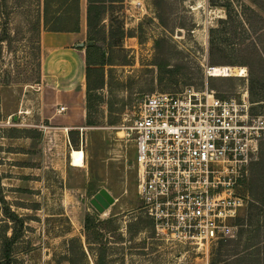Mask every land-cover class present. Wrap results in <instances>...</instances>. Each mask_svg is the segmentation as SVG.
Returning a JSON list of instances; mask_svg holds the SVG:
<instances>
[{
	"label": "rangeland",
	"instance_id": "obj_1",
	"mask_svg": "<svg viewBox=\"0 0 264 264\" xmlns=\"http://www.w3.org/2000/svg\"><path fill=\"white\" fill-rule=\"evenodd\" d=\"M44 6L0 0V251L14 230V264H264V140L233 236L197 251L155 235L125 134L144 97L186 88L247 94L264 117V0H102L90 34L67 42L42 30Z\"/></svg>",
	"mask_w": 264,
	"mask_h": 264
},
{
	"label": "built area",
	"instance_id": "obj_2",
	"mask_svg": "<svg viewBox=\"0 0 264 264\" xmlns=\"http://www.w3.org/2000/svg\"><path fill=\"white\" fill-rule=\"evenodd\" d=\"M250 107L247 94L220 98L207 88L142 99L125 134L134 146L141 211L158 238L198 251L233 236L244 204L236 187L264 140V117Z\"/></svg>",
	"mask_w": 264,
	"mask_h": 264
},
{
	"label": "trees",
	"instance_id": "obj_3",
	"mask_svg": "<svg viewBox=\"0 0 264 264\" xmlns=\"http://www.w3.org/2000/svg\"><path fill=\"white\" fill-rule=\"evenodd\" d=\"M45 9L43 7L41 21V28L45 32H64V33H74L79 31V0H44ZM102 0H87L86 8V27L87 36L90 34V30L93 24L94 14L96 9H98V4ZM47 6V7H46ZM50 14V17L48 16ZM264 31V29H263ZM90 42L91 39H90ZM87 50L96 51L97 46L91 45ZM85 77L87 82V88L90 91V72L92 69V63L90 57L87 55L85 59ZM102 197L105 198L102 199ZM100 196L101 207L103 209L109 205L108 197L106 195ZM15 232L12 230V234L9 238L5 237V242H3L2 249L0 251V264H14L12 259L10 245L7 242H11L15 239Z\"/></svg>",
	"mask_w": 264,
	"mask_h": 264
},
{
	"label": "bare ground",
	"instance_id": "obj_4",
	"mask_svg": "<svg viewBox=\"0 0 264 264\" xmlns=\"http://www.w3.org/2000/svg\"><path fill=\"white\" fill-rule=\"evenodd\" d=\"M234 69L227 68V67H221V68H210V76L211 77H226L230 76L234 73ZM240 70L238 69L235 73H239ZM242 73V72H241ZM243 74V73H242Z\"/></svg>",
	"mask_w": 264,
	"mask_h": 264
},
{
	"label": "crops",
	"instance_id": "obj_5",
	"mask_svg": "<svg viewBox=\"0 0 264 264\" xmlns=\"http://www.w3.org/2000/svg\"><path fill=\"white\" fill-rule=\"evenodd\" d=\"M81 21H79V33L78 32H74V33H64V32H45V34L47 35H67L68 37H66L65 41H69L70 40V36H82L84 34V36L87 34V27H86V21H84V23H80ZM60 38V37H58Z\"/></svg>",
	"mask_w": 264,
	"mask_h": 264
},
{
	"label": "water",
	"instance_id": "obj_6",
	"mask_svg": "<svg viewBox=\"0 0 264 264\" xmlns=\"http://www.w3.org/2000/svg\"><path fill=\"white\" fill-rule=\"evenodd\" d=\"M83 46V44H79L78 45V47H82ZM102 195H106V198L108 197L107 196V194L104 192V191H102L99 195H97L96 197H95V199L92 201L93 202V204L96 206V207H98L99 208V210L100 211H103L104 209H106L108 206H106L104 209H103V207H101L99 204H97V202H96V200H98V199H100V196H102ZM108 199V201H109V204H111V203H113V201L108 197L107 198Z\"/></svg>",
	"mask_w": 264,
	"mask_h": 264
},
{
	"label": "flooded vegetation",
	"instance_id": "obj_7",
	"mask_svg": "<svg viewBox=\"0 0 264 264\" xmlns=\"http://www.w3.org/2000/svg\"><path fill=\"white\" fill-rule=\"evenodd\" d=\"M101 200H102V199H98V200H96V202H97V201H101Z\"/></svg>",
	"mask_w": 264,
	"mask_h": 264
}]
</instances>
